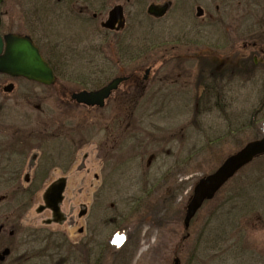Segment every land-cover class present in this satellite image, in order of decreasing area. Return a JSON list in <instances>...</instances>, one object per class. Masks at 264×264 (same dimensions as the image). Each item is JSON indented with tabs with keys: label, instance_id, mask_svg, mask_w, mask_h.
I'll return each instance as SVG.
<instances>
[{
	"label": "rangeland",
	"instance_id": "374dc122",
	"mask_svg": "<svg viewBox=\"0 0 264 264\" xmlns=\"http://www.w3.org/2000/svg\"><path fill=\"white\" fill-rule=\"evenodd\" d=\"M21 1L25 0L16 4L6 0L0 7L4 30L27 24ZM192 4L193 19L186 25L170 19L162 35L157 25L156 33L170 44L168 49L150 54L146 62L117 69L116 76L133 79L104 109L67 104L61 109L57 96L52 97L60 88L69 93L84 88L76 83L80 78L73 80L88 70L81 60L76 66L58 68L63 76L52 87L17 82L13 95L17 132L31 135L32 155L41 157L40 169L51 167V172L43 180L39 177V191L33 197L13 198L0 186V197L7 196L0 203V264H173L176 258L182 264H264L263 212L253 215L235 208L240 199L234 198L233 190L242 176L233 179L215 202L206 204L185 231V209L199 180L253 141L247 130L237 134L240 146L225 134L245 125L264 95L260 69L250 82H227L224 114L212 103L210 111L194 116L200 110L201 84L225 67L223 61L236 55L250 65L252 54H262L242 49L245 41L237 39L236 21L220 25L207 14L215 12L209 0ZM197 6L206 9L204 17L196 16ZM253 9L259 17L264 0H257ZM43 21L33 20V30L47 31ZM263 24L257 21L256 41L264 48V34L259 35ZM52 29L58 40L61 30ZM104 56L112 57L109 49ZM151 65V79L143 82V72ZM129 93L140 99L133 100L137 97ZM63 129L69 140L62 150L63 141L57 136ZM209 141H214L210 147ZM29 168L26 165L24 173L30 177ZM61 179L67 188L63 217L58 220L44 196ZM253 192L264 196V185Z\"/></svg>",
	"mask_w": 264,
	"mask_h": 264
},
{
	"label": "flooded vegetation",
	"instance_id": "af4514ba",
	"mask_svg": "<svg viewBox=\"0 0 264 264\" xmlns=\"http://www.w3.org/2000/svg\"><path fill=\"white\" fill-rule=\"evenodd\" d=\"M193 1L194 0H176V2L173 0L21 1L24 6L23 11H21L23 13V20L28 22L27 24L24 23L23 29L4 30L2 19V25L0 28V58L3 57L6 52V37L15 35L22 38H29L35 46L39 48L44 60L50 65L56 74L57 81L59 77L55 68H62L71 64L76 66L80 60L82 63L88 64V69L95 68L96 66L119 69L129 68L136 65L138 62H142V54L144 52L157 53V51H163L170 47V44L166 40H163V38L160 40L161 36L156 33L157 25L160 24V31L158 33L161 35L167 30L165 27L170 19L173 21L177 20V23H180L182 26L186 25L187 20L193 19ZM209 1L211 6L214 5L215 12H207V14L210 15L212 19L216 17V20L220 25L226 20L236 21L238 26L235 31L237 39L238 41H245L241 46L242 49H258L262 54L261 57H258V55L254 53L252 54V60L256 66H264V48L256 41V36L258 35V31L256 30L257 21L263 20L264 22V12L258 17V14L254 11L253 7L257 0ZM4 2H6V0H3L1 6ZM16 3L17 0H14V4ZM152 6H166L164 15L162 17L152 15L149 12V9ZM221 6L223 7L222 10L219 8ZM217 9L219 10L217 11ZM174 10H176V13L174 17H171L173 16ZM205 13V8L201 6L196 7V16L198 18L204 17ZM111 17L117 19V21L109 25ZM36 18L44 20V26L46 25L48 28V30L42 32V34H40L42 31L39 30L40 28H34V30L32 28V21L36 20ZM177 23L175 27L178 25ZM171 25L173 26V23ZM54 26L61 30L58 40L53 37V35L57 33V31H53L52 29ZM246 26H248V28H245ZM62 28L64 30H62ZM162 28L164 29L161 30ZM66 30L68 31L64 32ZM262 34H264V29L259 35ZM186 35L187 33L185 34V31L182 32L183 37H186ZM179 39L183 38L179 36ZM108 49L112 56L110 58L104 56V50ZM129 52H134L138 55H136L137 57H131L129 60ZM236 52H239V50L235 51V53ZM203 56L205 59H208V55L204 54ZM197 57H201V55ZM134 58H137V60H132ZM210 60L213 59L211 58ZM215 62L217 63V61ZM215 62L211 63L214 64ZM223 62V66L231 65L236 68V73L238 74V69L241 66L247 65L246 60H241L239 56L236 58V55L234 60L228 58ZM132 79V77H128V81L123 83V86ZM0 80H3V83H0V186H2L1 188H7L12 196L33 197V195L36 196L39 191V189H37L39 177L41 178L40 180H43L48 176L51 172V167H48L47 171L45 168L40 169V166L42 165L40 160L41 157H35L32 155L34 147L29 144L31 143V135H28V133L22 134L21 132H17L14 115L16 101L13 95L17 87V82H22V80L30 83L36 82H32L24 77H13L4 73H0ZM76 83H78V81H76ZM9 89H11V91H8ZM59 90L60 91L56 94H52V97L57 96V100H59L61 104V109L67 104L74 108L97 110L96 108H88L73 102L71 100L72 93L64 92L61 88ZM127 95H132L133 98L137 97L133 100L140 99L138 98L139 95L136 93H129ZM68 134L69 133L63 129L60 135L57 136L59 142L63 141L62 150L65 142L69 140ZM73 134L75 135L74 132ZM68 149L67 146L64 148V150ZM135 160H137V158ZM28 164L30 165L29 171H31L30 177L24 173L25 166ZM39 170L40 173L38 172ZM51 187L48 191H50ZM48 191L44 196L46 203ZM2 197L5 199L0 203L7 200L6 195ZM46 206L48 208V204H46ZM45 209L46 208H43V210ZM62 217L63 215L60 216V220Z\"/></svg>",
	"mask_w": 264,
	"mask_h": 264
},
{
	"label": "water",
	"instance_id": "95a60500",
	"mask_svg": "<svg viewBox=\"0 0 264 264\" xmlns=\"http://www.w3.org/2000/svg\"><path fill=\"white\" fill-rule=\"evenodd\" d=\"M165 11L166 6H152L149 9V12L157 17H162ZM110 20L109 25L117 21V19H113L112 17ZM6 41V52L4 56L0 58L1 73H6L14 77H24L45 85H52L55 83L56 78L53 70L49 64L44 61L39 49L29 38L10 35L6 37ZM149 73L150 70H146L145 80L149 79ZM127 80L128 78L120 77L114 79L107 86L98 91L74 93L72 95V100L88 107L103 108L106 101L119 86ZM8 91H11V89ZM261 156H264V136L260 140L248 143L238 153L229 157L215 173L202 178L195 186L193 196L188 203L184 220L185 229H189L192 219L196 216L205 202L213 200L216 194L240 170ZM65 189L66 182L61 181L54 185L46 196L48 208L53 211L57 218H60V207L64 200L63 195ZM41 210H43V208ZM174 264H180V261L176 259Z\"/></svg>",
	"mask_w": 264,
	"mask_h": 264
},
{
	"label": "trees",
	"instance_id": "16d2710c",
	"mask_svg": "<svg viewBox=\"0 0 264 264\" xmlns=\"http://www.w3.org/2000/svg\"><path fill=\"white\" fill-rule=\"evenodd\" d=\"M37 20L39 22L41 21V18H37ZM258 38L260 37L256 36V39ZM150 54L152 53L146 51L142 55L143 57L145 56L147 59ZM136 55L138 54L134 52H129V60L131 59V57ZM132 60L136 61L137 58H134ZM117 69L118 68L96 66L95 68L88 69L87 72H85V75L82 74L76 75V77L73 80L80 78L81 80L78 79V83H82L85 89L96 90L103 87L110 80H112L117 73ZM260 69H262L261 73L264 76V66H256L253 60H251L250 65H247V67L242 66L238 69L239 74L236 73L237 69L231 65H226L219 72L214 71L210 77L208 76L209 81L207 82V84L206 83L201 84L200 86L203 92L202 95L197 99V104L200 107L199 110L200 112L196 111L195 116L197 117L198 115L202 114L203 110L208 109V111H210L209 110L210 108H214L212 107V103H214L215 108H217L222 112V114H224L228 106L225 101V96L227 93L225 90V85L229 84L227 82L229 80L236 81L238 77H239L238 80L241 81L242 83L247 81L250 82V80L255 79V74H257ZM55 71L60 72L58 68H55ZM58 75L62 76V74L59 73ZM263 124H264V95L263 97L260 98V100H258V103L251 112L249 121H247L246 124L243 125L240 129L230 128L225 134L226 136L224 138L227 139L228 137H231L233 138L234 142L240 146V144H242L243 142L241 143V141L240 142L237 141L236 139L238 136L237 134L241 135L243 130H247L252 133L253 139L251 140L253 141L258 140L264 134ZM214 141H220V140L217 139ZM214 141L212 142L209 141L210 143H207L209 144L207 146L210 147L211 144L214 143ZM241 147L243 146L241 145ZM262 172H264V157L258 158L237 175V176H242L240 177V180L242 181L237 182V185L233 190L234 198L240 199L239 201L236 200L237 201V204L235 205L236 209L237 208L242 209L243 211H246L247 213L250 212L253 215H261V213L263 212L264 215V196L253 192L257 186L261 187L262 185H264V173ZM237 176L234 178V181L237 180ZM226 186L220 191V193L216 196V198L212 202H215L222 195ZM59 247L62 248V245H60Z\"/></svg>",
	"mask_w": 264,
	"mask_h": 264
}]
</instances>
